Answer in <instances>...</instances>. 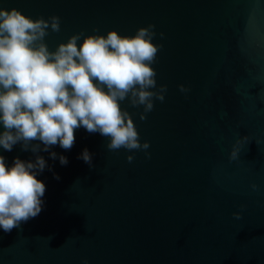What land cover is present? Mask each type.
Here are the masks:
<instances>
[{
	"label": "water",
	"instance_id": "95a60500",
	"mask_svg": "<svg viewBox=\"0 0 264 264\" xmlns=\"http://www.w3.org/2000/svg\"><path fill=\"white\" fill-rule=\"evenodd\" d=\"M0 8L59 16L60 32L45 37L50 51L76 33L155 25L162 47L152 67L168 89L145 121L142 107L121 103L150 159L108 151L105 137L83 127L70 150L0 147L9 168L16 158L47 164L36 175L46 187L40 213L0 229V264H264V0H0ZM243 136L250 141L230 162Z\"/></svg>",
	"mask_w": 264,
	"mask_h": 264
},
{
	"label": "clouds",
	"instance_id": "9594fccd",
	"mask_svg": "<svg viewBox=\"0 0 264 264\" xmlns=\"http://www.w3.org/2000/svg\"><path fill=\"white\" fill-rule=\"evenodd\" d=\"M60 25L59 16L32 19L15 8H0V123L4 128L0 147L10 152L22 143L23 150L37 153L40 145L32 142L39 141L43 151L57 144L70 150L75 130L83 127L105 137L108 151H143L150 159V143L141 142L132 115L121 103L142 107L139 118L145 121L155 101L165 100L167 86L157 85L152 67L162 47L153 42L155 25L140 27L134 35L116 30L106 35L76 33L50 51L45 37L49 30L60 32ZM159 35L163 38V33ZM178 87L181 93L190 91L185 85ZM249 141L248 136L235 141L230 162L239 160ZM50 157L55 160L57 154L52 152ZM81 158L92 166L87 149ZM126 159L132 163L135 157ZM59 160L61 165L68 163L64 156ZM46 167L44 158L37 156L34 163L16 158L9 168L0 155V229L4 232L40 213L46 187L36 175ZM251 188L255 191L258 186ZM233 216L242 218L240 212Z\"/></svg>",
	"mask_w": 264,
	"mask_h": 264
}]
</instances>
